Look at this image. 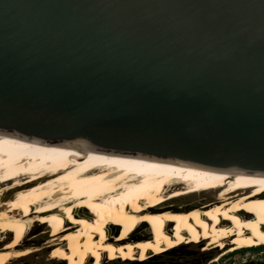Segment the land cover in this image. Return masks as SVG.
<instances>
[{"label":"water","instance_id":"1","mask_svg":"<svg viewBox=\"0 0 264 264\" xmlns=\"http://www.w3.org/2000/svg\"><path fill=\"white\" fill-rule=\"evenodd\" d=\"M0 130L264 173V0H0Z\"/></svg>","mask_w":264,"mask_h":264},{"label":"bare ground","instance_id":"2","mask_svg":"<svg viewBox=\"0 0 264 264\" xmlns=\"http://www.w3.org/2000/svg\"><path fill=\"white\" fill-rule=\"evenodd\" d=\"M209 190L217 191L214 201L174 203ZM44 226H54L51 245L76 264H101L109 256L148 259L189 240H207L209 248L228 242L230 251L260 246L264 173L0 130V264L29 254L22 243Z\"/></svg>","mask_w":264,"mask_h":264},{"label":"rangeland","instance_id":"3","mask_svg":"<svg viewBox=\"0 0 264 264\" xmlns=\"http://www.w3.org/2000/svg\"><path fill=\"white\" fill-rule=\"evenodd\" d=\"M217 195V191L209 190L206 192L194 193L189 196H184L175 200L176 204H189V203H207L208 201H214ZM183 198V199H182ZM178 201V202H177ZM189 202V203H188ZM45 227V228H44ZM43 228L35 230L31 235L27 236L24 242L21 245V248L30 247L32 250L29 254L20 256L17 258L11 259L7 264H76L75 259H65L62 258L60 253L57 251L56 244L51 245L50 238L54 236V226H44ZM51 230V232H50ZM142 230H140L141 232ZM49 232V233H48ZM37 235V236H36ZM32 238V239H31ZM30 239V240H29ZM206 242L207 240H197L192 241L189 240L184 243H197V242ZM51 245V246H50ZM264 245V244H263ZM260 245V246H263ZM183 246H178L176 248H182ZM197 246H188L187 248H196ZM176 248L168 250L166 252H161L154 256L153 260H149L146 258H141L139 260H131L128 257H112L101 261V264H134V263H124V261H134L138 262L135 264H162L166 258H173V254H167V252L173 251ZM226 247H220V251H224ZM249 248V247H248ZM41 249V250H40ZM208 250V249H207ZM162 254V255H161ZM161 255V256H160ZM107 262L105 263V261ZM122 260V261H121ZM100 264V262L87 261L85 264Z\"/></svg>","mask_w":264,"mask_h":264},{"label":"flooded vegetation","instance_id":"4","mask_svg":"<svg viewBox=\"0 0 264 264\" xmlns=\"http://www.w3.org/2000/svg\"><path fill=\"white\" fill-rule=\"evenodd\" d=\"M228 245L227 242L224 251H220L214 245L212 248H206V242L204 241L183 243L179 245L183 246L182 248H176L173 251L167 252V254H173L174 257L172 259L170 257L166 258L162 264H264V246L239 248L230 251L229 247H227ZM188 246L197 247L191 249L187 248ZM148 256L147 261L154 259L151 253ZM124 263L135 264L138 262L124 261Z\"/></svg>","mask_w":264,"mask_h":264},{"label":"snow or ice","instance_id":"5","mask_svg":"<svg viewBox=\"0 0 264 264\" xmlns=\"http://www.w3.org/2000/svg\"><path fill=\"white\" fill-rule=\"evenodd\" d=\"M9 247H10V245H9Z\"/></svg>","mask_w":264,"mask_h":264},{"label":"trees","instance_id":"6","mask_svg":"<svg viewBox=\"0 0 264 264\" xmlns=\"http://www.w3.org/2000/svg\"><path fill=\"white\" fill-rule=\"evenodd\" d=\"M264 246V245H263Z\"/></svg>","mask_w":264,"mask_h":264}]
</instances>
